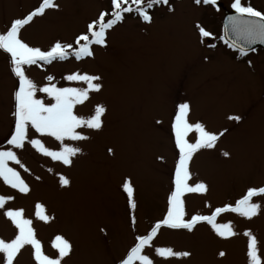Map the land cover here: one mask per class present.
<instances>
[{
  "label": "rangeland",
  "instance_id": "1",
  "mask_svg": "<svg viewBox=\"0 0 264 264\" xmlns=\"http://www.w3.org/2000/svg\"><path fill=\"white\" fill-rule=\"evenodd\" d=\"M180 1L170 0L175 12H156L150 25L132 18L117 25L108 34L107 47L95 49L94 59L77 62L70 58L28 70L38 86L47 83L49 74L58 87L81 86L63 79L76 71L99 74L103 91L91 93L74 112L88 116L97 103L107 108L102 131L91 132L87 141L70 142L82 149L72 167L54 164L26 145L16 151L29 171L11 162L10 166L20 172L30 192L18 193L0 181V195L14 196L5 208L23 209L25 218L33 221L45 254H56L51 241L62 234L73 244L67 264H119L133 245L134 235L144 234L163 216L177 159L170 124L181 102L190 103L192 121L203 122L217 132L227 129L216 150L202 151L191 162L193 177L204 180L209 192L205 197L186 196L187 213L209 214L205 201L214 209L234 203L249 185H264V53L237 54L221 41V21L233 0H216L215 6ZM40 2L0 0V31ZM55 2L59 10H46L44 17L35 18L22 31L30 45L47 48L55 40L71 42L87 22L109 7L110 0ZM242 5L264 13V0H242ZM196 25L212 35L199 37ZM15 83L5 56L0 54V150L9 147L6 141L14 129ZM229 116L240 119L230 120ZM42 139L46 146L56 148L52 138ZM109 148L114 155L108 153ZM222 151H229L231 158H223ZM49 168L68 176L71 187L61 189ZM126 178H131L138 205L135 232L121 187ZM36 203L43 204L55 219L48 224L36 219ZM2 212L0 238L10 239L15 229ZM217 220L231 221L237 235L221 239L204 224L192 233L162 229L155 246L188 250L191 257L163 261L154 257L152 249L146 252L156 264H247L243 232L250 229L258 239L264 264V202L250 221L234 213H224ZM220 251L226 253L222 258ZM18 264H34L30 250L22 251Z\"/></svg>",
  "mask_w": 264,
  "mask_h": 264
},
{
  "label": "snow or ice",
  "instance_id": "2",
  "mask_svg": "<svg viewBox=\"0 0 264 264\" xmlns=\"http://www.w3.org/2000/svg\"><path fill=\"white\" fill-rule=\"evenodd\" d=\"M195 3L215 6L216 0H195ZM231 7L235 9L237 15L228 18V25L237 39L228 43V46L245 55L246 45L257 41L264 43V15L253 7L243 6L242 0H234ZM59 8L60 5L55 0H41L33 10L22 17L12 19L5 30L0 31V54L5 56L10 73L16 81L12 94L14 110L11 113L14 118V129L6 141L9 147L0 150V181L10 189L25 195L30 192V186L20 172L10 166L11 162L25 172L29 171L21 162L16 150H24L28 145L54 164L70 168L74 159L82 152L81 147L70 142L87 141L91 138V132L102 131L103 117L107 111L105 104L97 103L94 111L88 116L74 112L75 106L89 100L91 93L99 94L103 91L101 75L76 71L65 75L63 79L81 86L58 87L53 83L54 76L49 74L45 77L47 83L38 86L27 74L28 70L33 66L44 68L52 65L53 62L67 61L70 58H74L77 62L94 59L95 49L106 48L109 32L126 19H137L150 25L156 12L164 10L169 14L175 12L170 0H110L109 7L87 22L84 30L75 35L71 42L55 40L49 47L41 48L30 45L23 39L22 31L32 24L35 18L44 17L46 10H59ZM196 28L201 38L212 35L199 25H196ZM237 41H243L245 46H241ZM38 93L42 95L38 96ZM190 113V103H179L170 124L177 159L171 179L172 187L167 196L166 212L144 234L134 235L133 245L127 250L126 255L120 258L119 264H156L154 257L163 261L187 260L192 255L191 251H177L170 246L154 245L153 242L162 229L192 233L198 225L204 224L210 226L217 237L230 239L237 235L232 222H218V217L224 213H234L250 221L261 211L264 202V185H249L234 203H226L213 209L205 201V207L210 209L209 214L187 213L186 196L205 197L209 192V185L204 180L193 177L191 162L194 156L202 151L216 150L218 142L227 131V129L219 132L210 130L203 122L192 121ZM228 119L238 121L240 118L229 116ZM30 131L33 132L32 135ZM44 137L52 138L57 142L56 148L46 146L42 139ZM107 151L110 155H114L113 149L109 148ZM219 154L225 159L231 158L229 151H222ZM48 171L58 178L61 189L66 190L71 187L68 176L56 172L54 168H49ZM121 187L126 194L130 226L135 232V213L138 205L131 178H126ZM13 199L14 196L11 195H0V210H3V216L15 229L12 238H0V264H18V257L25 249L30 250L34 264H67V258L73 252L72 242L64 235L57 234L51 241V247L55 249L56 254L54 256L45 254L42 243L37 239L32 227L33 221L25 218L23 209L5 208L7 202ZM35 217L45 224L55 219L47 213L41 203L35 205ZM100 231L105 232V229L101 228ZM243 236L247 238V264H262L257 237L250 229L244 230ZM146 249H152L154 257L148 254ZM225 255L224 251L219 252V257Z\"/></svg>",
  "mask_w": 264,
  "mask_h": 264
},
{
  "label": "water",
  "instance_id": "3",
  "mask_svg": "<svg viewBox=\"0 0 264 264\" xmlns=\"http://www.w3.org/2000/svg\"><path fill=\"white\" fill-rule=\"evenodd\" d=\"M236 15H237L236 12L227 14L223 20V37L228 43L237 39L235 34L231 31L230 25H228V18L232 16H236ZM237 43L241 44V46H245L243 45V41H237ZM245 47L247 51L255 49L257 47H261L264 49V43H260L259 41H257L256 43L251 44V45H246Z\"/></svg>",
  "mask_w": 264,
  "mask_h": 264
},
{
  "label": "flooded vegetation",
  "instance_id": "4",
  "mask_svg": "<svg viewBox=\"0 0 264 264\" xmlns=\"http://www.w3.org/2000/svg\"><path fill=\"white\" fill-rule=\"evenodd\" d=\"M175 2H181L180 0H174ZM234 2V0L230 3V6L232 5V3ZM262 15H264V13L262 14ZM232 49V48H231ZM234 50V49H233ZM234 51H236V50H234ZM256 51H261V52H263L264 53V50H262V49H254V50H251V51H249V52H246V54H249V53H253V52H256ZM236 53L237 54H240V52H238V51H236Z\"/></svg>",
  "mask_w": 264,
  "mask_h": 264
}]
</instances>
